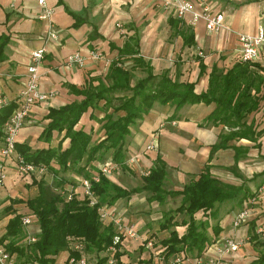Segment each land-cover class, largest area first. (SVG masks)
<instances>
[{"label":"crops","instance_id":"0c3cea01","mask_svg":"<svg viewBox=\"0 0 264 264\" xmlns=\"http://www.w3.org/2000/svg\"><path fill=\"white\" fill-rule=\"evenodd\" d=\"M45 1L47 9L52 12L43 18L47 9L38 0H0V46L2 44L3 47V58L0 60V108L2 101L14 100L22 92L31 63V53L40 48L46 50L39 67L41 89L44 92L58 93L47 102L35 105L19 132L18 142L29 143L34 148L48 144L39 137L48 123L44 117L50 107L58 108L83 99L82 96L72 94L65 85L69 83L81 88L94 77L105 80L111 62L117 58L116 48H122L131 37L139 40L141 54L151 62L155 74L169 71L173 79L178 77L181 82L193 83L195 92L202 93L208 89L210 74L214 68L227 72L240 62L237 52L239 34H255L258 26L264 24V0H190L195 11L208 7L212 12L223 13L224 27L217 33L209 32L203 21L191 25V15L179 19L174 9L164 7V0ZM171 19H178L191 27L195 34V46L184 47L182 36L174 35ZM51 33L56 37L53 38ZM111 45L116 48L111 50ZM197 50L202 51L205 56H199ZM93 51H100L102 57L93 58ZM78 52L86 58L85 66L65 65L68 56ZM201 62L205 65L204 68ZM130 63L131 61H127L125 65ZM257 63L261 67L260 73L264 75V54ZM97 83L98 81L94 82ZM261 93L264 95V86ZM103 104L104 102L100 103L101 106ZM216 107L215 103L177 107L173 103L155 102L150 112L131 127V134L126 138V169L115 165L108 177L125 189L142 187L146 173L150 171L158 155H162L167 163L165 189H183L209 165L214 178L254 194L257 192L248 197H256L255 202L250 203L252 218L239 227L234 226V218L242 208L233 207L234 203L231 201L221 205L219 220L222 232L218 237V241L225 238L243 240L238 251L225 256L230 264H257L254 261L264 253V246L256 245L250 238L253 233L251 227L264 222V193L258 195L259 189L264 186V134L257 141L245 138L232 140L228 147L215 151L211 156V146L218 142L219 135L224 130H228L223 124L205 122ZM91 110L100 119L106 114L103 109ZM112 112L110 109L108 113ZM90 113L88 111L84 114L80 125L87 130L93 128V141L99 142L105 138V131L102 123L90 119ZM247 122H254L257 130L264 129V100L259 110L247 118ZM64 134H56L49 145L57 147ZM2 141L1 137L0 147ZM153 141L156 147L148 149ZM68 143L69 140H65L64 146ZM237 148L241 153L239 159L236 155ZM110 161L112 162L111 153L104 156L98 166ZM5 163L8 177L4 185L0 186V237L5 233L10 218L14 216L4 213V208L10 204L8 198L28 199L21 196L20 192L24 194L23 190L29 191L28 184L31 183L29 177L18 174L13 160H6ZM61 177L68 180L71 177L75 182L74 186L68 182L65 190L71 189L79 199L84 197L81 175L68 171L62 172ZM44 178L51 183L50 174L47 173ZM148 196L149 193L144 190L133 194L129 199L120 198L108 206L111 215L106 223L112 222L115 217H121L123 223L133 225L140 236V241L126 238L123 243L121 250L124 255L121 260L126 264L135 254L139 255L138 259L157 261V256L163 250L161 245L150 249L146 242H142L145 239L157 242L166 238L168 232L159 230L160 222L164 212L179 205L175 204L178 198L169 197L165 204L160 205L155 201L149 202ZM14 207L19 213L31 217L25 204ZM30 226H24L25 230H29ZM177 230L182 234L186 227L178 226ZM140 246L145 247L143 251L139 250ZM68 256V251L63 252L58 260L63 261Z\"/></svg>","mask_w":264,"mask_h":264},{"label":"trees","instance_id":"16d2710c","mask_svg":"<svg viewBox=\"0 0 264 264\" xmlns=\"http://www.w3.org/2000/svg\"><path fill=\"white\" fill-rule=\"evenodd\" d=\"M170 23L174 35L182 36L184 47L195 46V34L190 26L178 19H171ZM111 47V50L116 48L114 45ZM2 49L1 44L0 60L3 58ZM116 49L117 58L111 62L105 80L94 77L81 88L69 83L65 85L72 94L82 96L83 99L58 108L50 107L44 117L48 123L39 137L48 143L46 146L34 148L29 143H16L18 153L26 162L46 166L47 173L52 176L51 183L44 176L30 179L29 189H37L34 196L26 200L8 198L10 204L4 208V213L14 216L10 218L5 233L0 237V245L16 261L23 258L41 264H71L69 258L59 261L58 257L66 251L71 256L78 257L76 252L71 251V244L80 241L89 253V260L90 254H95L96 264H107L108 249L117 231L113 222L102 221L99 207L113 205L120 198L129 199L133 194L145 190L149 193V202L155 201L163 205L171 197L180 199V203L176 208L164 212L160 222L159 230L167 231L168 236L157 242L150 239L154 246L161 245L163 250L159 253V259H164L165 262L138 259L130 260L127 264H169V260L176 255H184L189 260L186 264H191V260L203 256L218 240L222 232L219 220L221 205L231 201L234 203L233 207L243 208L246 199L257 194L214 178L209 165L183 189H165L167 163L162 155H158L149 174L143 178L142 187L125 189L102 173L98 163L110 153L111 164L126 169L125 144L127 136L131 134V127L142 120L157 101L163 104L173 103L177 107L197 103L216 104L215 111L205 122L223 124L228 130H224L219 135L218 142L211 146V156L215 151L228 147L232 140L245 138L257 141L264 134V129L257 130L254 122H247V118L259 110L264 100L261 93L264 75L260 73L261 67L257 62L240 61L227 72L214 68L207 91L196 93L193 83L181 82L178 77L173 79L169 71L155 74L151 62L141 54L137 37H131L122 48ZM127 61H131L130 67L125 65ZM201 64L204 68L205 65ZM137 69L146 72V76L132 84ZM95 81L98 83L94 84ZM101 102H104L102 106ZM15 108V99L0 108L2 140V127ZM91 109H103L106 114L100 119ZM110 109L113 110L112 113H108ZM88 111H91L90 119L102 123L105 131V138L99 142L93 141V128L87 130L80 125L82 117ZM63 132L65 134L59 145L50 146L54 136ZM65 140H69L66 146ZM236 155L237 159L241 156L238 148ZM68 171L91 181V189L98 199L97 204L91 205V200L85 195L79 199L71 189L65 190L68 182L75 185L74 181L61 177L62 172ZM94 177H99V181H95ZM63 192L70 193L71 198L68 199ZM18 204L27 206L31 218L40 229L34 237L35 241L27 245L21 244L25 229L23 219L26 216L14 207ZM178 226H185V232L181 234L177 230ZM251 228L253 233L250 240L256 245L264 246V240L255 232V226ZM121 248L122 245L119 244L115 253L116 264H126L121 260L124 255ZM144 248L140 246L139 250L143 251ZM254 262L264 264V253Z\"/></svg>","mask_w":264,"mask_h":264},{"label":"built area","instance_id":"2783aa9c","mask_svg":"<svg viewBox=\"0 0 264 264\" xmlns=\"http://www.w3.org/2000/svg\"><path fill=\"white\" fill-rule=\"evenodd\" d=\"M38 3L46 7L45 0H38ZM163 5L166 9H174L179 19H185L188 15H191L190 24L195 25L200 21L205 23L206 29L211 33H217L224 27V15L222 12H212L208 7H203L200 11L194 10L193 2L190 0H164ZM47 9V7H46ZM52 12L51 9H47L46 13L42 16L46 18ZM53 38L56 37L54 33H51ZM45 48H40L32 51L31 63L28 67V75L25 86L16 100V108L4 123L2 127L3 141L0 147V186H3L7 177L6 160H13L16 165V171L23 177L42 178L47 173L46 166H36L28 163L18 153L16 149V143L18 142V135L22 129L30 111L32 108L40 103L47 102L51 97L56 96V91L44 92L40 86V72L39 67L43 61ZM238 55L240 61L255 63L260 60L264 54V24L258 26V30L255 34H239V47ZM197 54L204 57L202 51L197 50ZM92 57L95 59L101 58L102 53L100 51H93ZM86 64V58L81 53H74L65 60V65L68 67L78 66L84 67ZM10 101H2V106L9 104ZM156 147L153 141L148 149H154ZM115 165L110 162H106L101 166L102 173L106 176L111 174L112 168ZM149 174V171L146 175ZM95 181H99V177L93 178ZM82 185L84 187V195L91 200V205L98 203V199L91 189V181L89 179H82ZM264 193V186L259 189L258 195ZM63 194H65L63 192ZM68 199L71 198L70 193H66ZM257 195V196H258ZM256 197L248 198L244 207L236 213L234 218V226L239 227L245 222H248L253 215V209L250 203H254ZM100 217L103 222H107V219L111 215L109 208L106 205L99 207L98 209ZM116 227V235L113 238V243L108 249L109 260L107 264H116L117 260L115 253L118 250V245H123L126 238H132L140 241V236L137 229L132 226H127L123 223L121 217H115L112 221ZM32 223L30 217H24L23 224L28 226ZM255 232L264 240V222H260L255 227ZM31 241H35V238H31ZM146 242V246L150 249L154 247V243L151 240L145 239L142 243ZM243 240H236L234 238H225L221 241H216L203 256L196 257L191 260V264H230L225 256L238 251ZM213 250V252H211ZM71 251L76 252L79 256H71L68 258L71 264H89V253L83 242L75 241L71 244ZM188 259L184 255H176L169 260V264H186ZM0 264H18L13 256H11L1 245H0ZM23 264H41L38 261H27Z\"/></svg>","mask_w":264,"mask_h":264},{"label":"rangeland","instance_id":"374dc122","mask_svg":"<svg viewBox=\"0 0 264 264\" xmlns=\"http://www.w3.org/2000/svg\"><path fill=\"white\" fill-rule=\"evenodd\" d=\"M117 27H119V26H117ZM120 28V27H119ZM131 64L132 63H130V65H128V66H126V67H130L131 66ZM146 76V72H144L143 70H141V69H138V70H136V74H134V78H133V80H132V83H136L137 82V80L139 79V78H143V77H145ZM128 94H130V93H128ZM104 162V161H103ZM49 178V177H48ZM70 181H72V178L70 177V179H69ZM29 185V184H28ZM54 185V184H53ZM27 189H28V187H27ZM23 192H24V194H22V192H20V195L22 196H25L26 198H29V197H32V196H34L36 193H37V189H36V187L35 188H33V189H30L29 191L27 190V191H25V190H23ZM16 197H18V196H16ZM180 203V199H178L177 201H176V205H178ZM23 209V208H22ZM26 211H28V210H26ZM31 218V217H30ZM31 220H32V223L30 224L31 226H30V229L29 230H25L24 229V234H23V237H22V239H21V244L22 245H27V244H29L30 242H32L31 241V238H33V237H35V235H37V232L40 230V229H38V226H37V224L35 223L34 224V222H33V219L31 218ZM144 247V246H143ZM153 254V253H152ZM158 257V259H157V261L160 263V262H163L164 261V259H159V255L157 256ZM139 258V255L138 254H135L134 256H133V258H130V260H132V261H135V260H137ZM97 258H96V255L95 254H90V260H89V264H96V260ZM129 260V261H130ZM27 260L26 259H23V258H21L20 260L18 259V261H17V263L18 264H23L24 262H26ZM165 262V261H164Z\"/></svg>","mask_w":264,"mask_h":264}]
</instances>
